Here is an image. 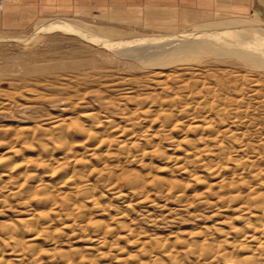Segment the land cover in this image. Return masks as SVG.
I'll return each instance as SVG.
<instances>
[{"label": "rangeland", "instance_id": "1", "mask_svg": "<svg viewBox=\"0 0 264 264\" xmlns=\"http://www.w3.org/2000/svg\"><path fill=\"white\" fill-rule=\"evenodd\" d=\"M260 11H264V0H0V167L9 165L31 174L34 171L49 184L58 182L61 175L58 171L69 169L76 174V187L69 184L61 190L55 188L52 193L58 197L56 201L60 202L56 206L60 208L68 200L64 198L68 193L69 198L78 202L68 220L59 215V207L55 206L51 218L53 232L32 240L23 226V220L31 217L28 207L20 203L24 193L10 182L6 188L0 186V252H7L9 246L5 239L18 229L24 236L23 264H89L90 261L92 264H208L201 258L208 248L216 250L218 245V250L227 243L247 245L250 241L246 243L245 234L260 236L258 225L264 222V217L258 208L260 197L255 196L264 193L263 75L241 60L220 55L215 50L185 53L178 55L180 58L163 57L161 64L149 67L79 33L54 30L39 33L28 44L18 41L31 37L43 22L54 20L72 23L75 20L79 29L88 31L90 27V32L95 29L94 32L106 36L111 32L117 34L118 40L130 36L173 35L205 22L246 20L261 24ZM157 48L165 49V46ZM208 88L217 91V98H211ZM220 96L230 114L236 110L235 105L241 104L231 114L233 118L228 112L223 115H217L214 109L207 112V105L213 102L215 106ZM131 97L139 100V105L136 101L127 104L125 99ZM142 97L148 103L142 102ZM166 98L176 99H171V103H177L168 106L167 114L173 115L171 122L180 126L178 131L169 130L168 116L160 109L152 115L142 113L144 107ZM184 100L191 105H188L190 119L184 115L186 102L180 103ZM230 102L234 107L229 106ZM131 110L133 120L126 116L124 121L123 116ZM90 113L97 114L99 122L89 121ZM201 117H209L220 125L215 131L210 130L208 123L199 122L203 120ZM80 123L93 127L94 132L108 141L100 145V138L97 141L84 135L79 131ZM116 123L135 131L125 149L113 142L116 139L111 129ZM197 125L203 127L202 132ZM227 130L236 132L233 138L230 133L226 134ZM62 131H65L63 138ZM151 136L150 144L147 139ZM202 137L207 139L201 142ZM57 143L66 150L60 145L57 147ZM98 145L100 148H95ZM93 147L98 155L89 152ZM222 148H227L226 156ZM210 153H217L215 159L210 158ZM209 159L222 167L218 166L221 171L211 176L203 162L208 163ZM46 162L52 163L50 168L45 166ZM185 168L190 172H183ZM195 174L202 176L201 179L197 180ZM224 178L233 185L219 188L218 181ZM90 195L99 197L97 208L87 201ZM32 198H28L32 208L40 207L36 197ZM40 220L36 218V222H43ZM95 220L103 223V240L99 244L95 240L98 231L91 224ZM6 223H11L7 224L12 226L11 230ZM254 243L248 245L256 246ZM165 250L172 254L168 255ZM61 251L64 254L71 251L68 259L77 261H67ZM239 255L231 251L229 257ZM5 258L17 259L9 255ZM218 259L217 263L209 264H231L222 257Z\"/></svg>", "mask_w": 264, "mask_h": 264}, {"label": "bare ground", "instance_id": "2", "mask_svg": "<svg viewBox=\"0 0 264 264\" xmlns=\"http://www.w3.org/2000/svg\"><path fill=\"white\" fill-rule=\"evenodd\" d=\"M259 15H260V17H262V19H263V21H262V23L261 24H255V23H252V22H250V21H246V20H226V21H223V22H218V23H209V22H205V23H203V24H201V25H197V26H195V27H193L192 29H190L189 31H184V32H181V33H176V34H173V35H166V36H130V37H127V35H126V37L128 38V39H118L117 40V38L118 37H116L117 36V34L115 35H112V33L110 32V34H108V36H106V34H103L102 32H99V31H95L94 32V30L93 31H91L90 32V27H88V31L85 29H79L78 27H80V26H78V22L77 23H74V21L75 20H73V23L71 22V21H67V20H60V21H53V22H43V24H41L40 26H38V27H36L37 29L35 30V32H33V34H32V36L31 37H28V38H20V39H18V41H23V42H25V43H29L30 41H33V39H37L38 38V36H39V33L41 34V33H49L50 31H54V30H59V31H62V32H73V33H79L80 35H82V36H84L85 37V39L86 38H89V40H91V41H93V42H96V43H99V44H101L102 46L104 45V46H107L108 47V49L110 48L111 50H114V51H116L117 52V54H119V55H124L123 57L124 58H128V59H131V60H134L135 62H138V63H140V64H142V65H146V66H149V67H152V66H156V65H159V64H161V62L162 61H164V58L163 57H167L168 56V58H169V56H171L172 58H173V56H178V55H182V54H185V53H190V52H193V53H199V52H203V50H215V51H217L220 55H223V56H227V57H232V58H237V59H239V60H241L243 63H245L246 64V66H249L250 68H253L254 70H256V71H258L261 75H263L264 76V11H260V13H259ZM42 22V21H41ZM84 25V24H83ZM79 29V30H78ZM80 30H81V32H80ZM108 31V30H107ZM84 32V33H83ZM87 32H90V33H87ZM118 36H122V35H118ZM81 37V36H80ZM33 38V39H32ZM84 39V40H85ZM8 40V39H7ZM165 46V49L163 50V49H158L157 47H164ZM142 49H144V50H142ZM140 50V51H139ZM134 52V53H133ZM136 52V53H135ZM115 53V52H114ZM186 54V55H187ZM179 57V56H178ZM200 57V56H199ZM120 58V57H119ZM175 58V57H174ZM180 58V57H179ZM253 70V71H254ZM229 72V71H228ZM190 73V72H189ZM196 73H199V71L198 72H196ZM196 73H194V74H196ZM202 74V73H201ZM226 74V73H225ZM224 74V75H225ZM230 74V73H229ZM213 75V74H212ZM167 76V75H166ZM210 76V75H209ZM214 76V75H213ZM240 76H243V75H240ZM249 76V75H248ZM235 77V76H234ZM244 77H245V74H244ZM201 78V77H200ZM225 78V77H224ZM227 78L229 79L230 78V76L228 77L227 76ZM236 78V77H235ZM231 79V78H230ZM229 79V80H230ZM261 79V78H260ZM186 81V80H185ZM237 81H238V79H237ZM240 81V80H239ZM250 81V80H249ZM252 81V80H251ZM264 81V80H263ZM229 82V81H228ZM235 82H236V80H235ZM231 83V82H230ZM237 83V82H236ZM261 83H263V82H260L259 84H261ZM158 84H159V82H158ZM186 84V83H185ZM184 84V85H185ZM226 83H224V85H225ZM242 84H244L243 82H242ZM222 85H223V83H222ZM222 85H221V87H222ZM227 85L228 84H226L225 86H226V88H227ZM255 85V84H254ZM167 86V85H166ZM187 87H188V85H186ZM224 86V87H225ZM234 86H236V85H234ZM165 87V86H164ZM209 87V86H208ZM242 87V86H241ZM228 88H229V85H228ZM245 88V87H244ZM207 89V88H206ZM211 88H208V90H209V94H211L213 97H211V98H214V96L216 97V95H217V93H215V92H217V91H214V90H210ZM225 89V88H224ZM242 89V88H241ZM201 91H203L202 89H201ZM204 92V91H203ZM227 92V91H226ZM243 92V91H242ZM258 92V91H257ZM99 93V92H98ZM184 93V92H183ZM200 93V92H199ZM236 93H238V92H236ZM259 93V92H258ZM201 94V93H200ZM218 94L219 95H221L219 92H218ZM223 94V93H222ZM175 95V94H174ZM218 95V96H219ZM223 96H224V94H223ZM49 97V96H48ZM134 97V96H133ZM133 97H131L132 99H130V98H127V100L125 99V101L127 102V104L128 103H130V102H133V101H136V104L138 103V105H139V100H136L135 98H133ZM187 97V96H186ZM217 98V97H216ZM219 98H221V96L219 97ZM218 98V101L216 102V101H214V102H216V104H215V106H214V104H212L213 102H210L209 103V105H207L208 106V110H207V112H210L211 113V110H215V112H216V114L217 115H223V114H225V113H227L228 112V114H230V109H228L229 107L226 105V103H223V101H222V98H221V101H219L220 99ZM224 98H226V96L224 97ZM223 98V100H225ZM138 99V98H137ZM171 99H173V100H176V99H174V98H170V100H167V98L166 99H164V100H160L159 102L158 101H153V102H155L156 103V105L155 104H150L148 107H144L143 108V111H142V113L143 114H145V115H152V113H156V112H159L158 110L160 109V111L162 112V114L164 113H166V115L165 116H168L167 117V119H168V121H169V125L171 126V129L169 128V130H176V131H178V128L180 127H177V125L176 124H173V121L171 122V120H174V119H171L172 118V116L173 115H171V113H170V115H171V117H170V115H168L167 114V112L169 111L167 108H168V106L170 105V104H173V103H171ZM215 99V98H214ZM226 99H228V98H226ZM231 99V101H232V98H230ZM229 99V100H230ZM241 99V98H240ZM142 102H146V103H148L147 102V98H143L142 97V100H141ZM187 101V100H186ZM185 100L183 101V102H181L180 101V103H184V102H186ZM226 101V100H225ZM189 102V101H188ZM188 102H186V103H184V108H185V113L184 112H182V113H184V115H186V117H188L189 119H190V117H189V111H188V105L189 106H191L190 105V102H189V104H188ZM233 102V101H232ZM141 103V102H140ZM143 103V104H144ZM177 103V102H176ZM175 102H174V104H176ZM229 103V102H228ZM231 103V102H230ZM240 103V102H239ZM102 104V103H101ZM126 104V103H125ZM173 104V105H174ZM233 103H231V105H229V106H233L234 107V104L232 105ZM153 105H154V109H153ZM167 106V107H166ZM235 106H237V108L239 107V109L241 108L240 106H241V104H240V106H238V105H235ZM141 107V106H140ZM139 107V108H140ZM166 107V108H165ZM171 107V106H170ZM174 107V106H173ZM183 107V106H182ZM126 108V107H125ZM194 108V107H193ZM196 108V107H195ZM237 108H235L236 110H238ZM132 109V108H131ZM183 109V108H182ZM191 109V108H190ZM206 109V108H205ZM245 109V108H244ZM244 109H242V110H244ZM253 109V108H252ZM105 110V109H104ZM133 110V109H132ZM132 110L130 111V113H128V114H125L124 116H123V119L125 118V120L124 121H127L126 120V118L127 117H129V119L130 120H133V119H131V117L133 116V115H131V113H133L132 112ZM140 110H141V108H140ZM168 110V111H167ZM176 110V109H175ZM213 110V111H214ZM233 110V109H232ZM236 110H234V111H236ZM241 110V111H242ZM251 110V109H250ZM133 111H135V110H133ZM136 111H137V109H136ZM135 111V112H136ZM192 111V110H191ZM234 111L231 113V114H233L234 113ZM249 111V110H248ZM247 111V112H248ZM99 112V111H98ZM193 113H194V111H192ZM206 112V113H207ZM239 112V111H238ZM238 112H236V113H238ZM244 112H245V110H244ZM192 113V114H193ZM213 113V112H212ZM240 113V112H239ZM173 114V113H172ZM230 114V115H231ZM235 114V113H234ZM106 115V114H105ZM129 115V116H128ZM183 115V116H184ZM205 116H207L206 114H204ZM209 115V114H208ZM210 115H212V114H210ZM229 115V116H230ZM238 115V114H237ZM240 115V114H239ZM127 116V117H126ZM131 116V117H130ZM159 116V115H158ZM177 116V115H176ZM191 116V115H190ZM102 116H100V118H101ZM185 117V116H184ZM185 117V118H186ZM194 117H196V116H194ZM199 117V116H198ZM197 117V118H198ZM230 117H234V115H231ZM98 117H97V114H95V113H93V114H88V120L89 121H91V122H93V121H97V122H99L98 120H100V119H97ZM166 118V117H165ZM191 118H192V116H191ZM197 118H194L193 120H195L196 121V119ZM203 120L201 121H199V122H203L202 124L204 125V123L206 124V123H208L209 124V126H207V127H209L208 129H210V130H214L215 131V129H217V126L218 125H220V123L218 124V123H216L215 121H213V119L211 120L210 118H211V116H210V118L209 117H201ZM231 118V119H232ZM122 119V120H123ZM183 119V118H182ZM187 119V118H186ZM230 119V120H231ZM243 119V118H242ZM250 119V118H249ZM73 120V119H72ZM237 120V119H236ZM176 121V120H175ZM178 121V120H177ZM176 121V122H177ZM179 121H180V119H179ZM234 121V120H233ZM232 121V122H233ZM58 122V121H57ZM74 122V121H73ZM197 122V121H196ZM218 122V121H217ZM220 122V121H219ZM235 122V121H234ZM79 123V122H78ZM175 123V122H174ZM230 123V122H229ZM134 124V123H133ZM76 126L78 125V124H75ZM131 125V124H130ZM75 126V127H76ZM79 126H80V130L79 131H81V133H83L84 135H88L89 137H91V138H96L95 140H97V138H100L99 139V141H101V144L100 145H102V144H105V142L106 141H108L106 138H101V136L100 135H98L97 134V132H94L93 131V127L92 128H90V126H88V125H86V124H79ZM127 126V125H126ZM57 127V126H56ZM58 127H59V125H58ZM57 127V128H58ZM132 127V126H131ZM142 127V126H141ZM192 127V126H191ZM197 129L199 128V130L201 129V132L203 131V127H201V125H197V126H195ZM23 128V127H22ZM66 128V127H65ZM77 128H79V127H77ZM100 128V127H99ZM189 128V127H188ZM11 129V128H10ZM56 129V128H55ZM228 129V128H227ZM8 130V129H7ZM50 130H52V128L50 129ZM59 130V129H58ZM58 130H55L56 132L58 131ZM63 130V129H62ZM65 130V129H64ZM104 131H106V129H103ZM109 130V129H108ZM112 131L111 132H113V136L115 137V141H113V142H116V143H118L119 145H120V147H124V149L125 148H127L128 147V140H129V137L130 136H132L133 137V134H135V131H134V129H131L130 127L128 128V127H123L122 125L120 126V125H118L117 123H116V125H114L113 127H112V129H111ZM144 130V129H143ZM191 130H193V128L191 129ZM199 130H197V131H199ZM207 130V129H206ZM67 131V130H66ZM102 131V130H101ZM148 131V130H147ZM180 131H181V129H180ZM218 131H219V129H218ZM223 131V130H222ZM221 130H220V132H222ZM225 131H226V129H225ZM229 130H227V132H226V134L228 133H230V132H228ZM65 131H62L61 132V134H60V137H62V135H63V133H64ZM103 132V131H102ZM144 132V131H143ZM167 132V131H166ZM211 132V131H210ZM213 132V131H212ZM52 133V132H51ZM60 133V132H59ZM58 133V134H59ZM101 133V132H100ZM99 133V134H100ZM141 133H142V131H141ZM216 133H218L217 131H216ZM224 133V132H223ZM232 133V134H231ZM230 133V135H231V138H233V134L235 135V133L234 132H231ZM150 133H148V135H149ZM155 134V133H154ZM167 134V133H166ZM205 134V133H204ZM225 134V133H224ZM227 134V135H228ZM55 135V134H54ZM57 135V134H56ZM143 135H145L144 133H143ZM164 135V134H163ZM201 135V134H200ZM203 135V134H202ZM211 135V134H210ZM213 135V134H212ZM230 135H229V138H230ZM50 136V135H49ZM64 136H65V134H64ZM105 136H107V135H105ZM108 136H110V135H108ZM145 136H147V134L145 135ZM154 136V135H153ZM155 136H156V134H155ZM52 137H54V136H52ZM103 137V136H102ZM126 138V137H128V138H126V139H120V138ZM201 137V136H200ZM208 137V136H207ZM211 137V136H210ZM210 137H209V139H210ZM219 137V136H218ZM56 138L58 139V137L56 136ZM55 138V139H56ZM63 138V137H62ZM91 138H89V139H91ZM145 138V137H144ZM154 138V137H153ZM165 138V137H164ZM212 138V137H211ZM215 137H213V139H214ZM235 139L236 138H238L237 136L236 137H234ZM18 139V138H17ZM51 139V138H50ZM55 139H54V141H55ZM104 139H106V140H104ZM141 139V138H140ZM145 139H147V138H145ZM162 139V138H161ZM200 140H201V142H203V141H205L206 139L205 138H199ZM205 139V140H204ZM213 139H211V141H216V140H213ZM148 141V143H150V141L152 140V136H151V138H149V139H147ZM153 140H155V139H153ZM239 140V139H238ZM98 141V140H97ZM110 141H111V139H110ZM109 141V142H110ZM159 141H160V139H159ZM208 141V140H207ZM219 141V140H218ZM2 142V141H1ZM55 142H57V140L55 141ZM63 142V144H64V142L65 141H62ZM61 142V143H62ZM112 141L110 142V143H113ZM146 142V143H147ZM66 143V142H65ZM79 143V142H78ZM99 143V142H98ZM109 143V145H111ZM221 143V142H220ZM94 144V143H93ZM92 144V145H93ZM151 144V143H150ZM193 144V143H192ZM248 144V143H247ZM60 145V144H59ZM58 145V143H57V147L59 146ZM73 145V144H72ZM90 145V144H89ZM100 145H98V147H95V148H100L99 146ZM133 145H136V142L135 143H133ZM251 145V144H250ZM71 146V145H70ZM74 146V145H73ZM155 146H156V144H155ZM243 146V145H242ZM44 147V146H43ZM59 147H64V146H59ZM87 147V146H86ZM90 147V146H89ZM194 147V146H193ZM241 147V146H240ZM46 148V147H45ZM65 148V150H66V147H64ZM118 148V147H117ZM195 148V147H194ZM197 148V147H196ZM207 148V147H206ZM205 148V149H206ZM208 148H210V146L208 147ZM207 148V149H208ZM216 148H217V145H216ZM57 149V148H56ZM67 149H68V146H67ZM70 149V148H69ZM71 149H72V147H71ZM70 149V150H71ZM106 149V148H105ZM198 149V148H197ZM227 149V148H226ZM226 149H223L222 148V150H225V152L223 151V153H225V156L228 154V152H227V150ZM230 149V148H229ZM59 150H60V148H59ZM69 150V151H70ZM90 150V151H89ZM89 152H92V151H94L95 152V149H94V147H93V150L91 149V148H89ZM176 150V149H175ZM242 150H243V148H242ZM247 150V149H246ZM68 151V150H67ZM66 151V152H67ZM68 151V152H69ZM65 152V151H64ZM206 152H207V150H206ZM255 152V151H254ZM74 153V152H73ZM72 153V154H73ZM96 153V152H95ZM94 153V154H95ZM192 153V152H191ZM205 153V152H204ZM219 153H221V152H219ZM75 154V153H74ZM89 154V153H88ZM97 154V153H96ZM95 154V155H96ZM116 154V153H115ZM144 154V153H143ZM193 154V153H192ZM216 155H217V153H215ZM215 154H213V153H210V158H214L215 157ZM67 155V154H66ZM69 155V154H68ZM71 155V154H70ZM91 155H92V153H91ZM98 155V154H97ZM130 155V154H129ZM187 155V154H186ZM194 155V154H193ZM207 155V154H206ZM208 155H209V153H208ZM261 155H263V154H261ZM188 156V155H187ZM196 156V155H195ZM218 156H219V154H218ZM70 157V156H69ZM186 157V156H185ZM184 157V158H185ZM191 157V156H190ZM198 157V156H197ZM203 157V156H202ZM217 157V156H216ZM221 156H219V158H220ZM51 158V157H50ZM114 158V157H113ZM133 158V157H132ZM131 158V159H132ZM196 158V157H195ZM237 158H239V157H237ZM54 159V158H53ZM134 159V158H133ZM177 160H178V158H176ZM189 159V158H188ZM206 159V158H205ZM215 159V158H214ZM213 159V160H214ZM252 159V158H251ZM34 160V159H33ZM35 160H37V159H35ZM65 160H66V158H65ZM182 160V159H181ZM213 160H211V159H209V162L208 163H206L205 161H203L206 165H204L206 168H207V170L209 171V175L211 174V175H215V174H217L218 172H219V170L221 171V169L220 168H222L220 165H218L215 161V163L213 162ZM51 161V160H50ZM64 161V160H63ZM131 161V160H130ZM190 161V160H189ZM217 161V160H216ZM237 161L238 160H236L235 162L237 163ZM252 161V160H251ZM34 162H37V161H34ZM61 162V164H62V161H60ZM66 162H67V160H66ZM66 162H63V163H66ZM111 162V161H110ZM165 162V161H164ZM179 162V161H178ZM183 162H186V160L185 161H183ZM219 162V161H218ZM58 163V162H57ZM192 163V162H191ZM203 163V164H204ZM233 163V162H232ZM40 164V163H39ZM189 164V163H188ZM200 164V163H199ZM18 165H20V164H18ZM24 165V164H23ZM36 165H38V164H36ZM52 165V163H50V164H47V162L45 163V166L46 167H49L50 168V166ZM107 165V164H106ZM237 165H238V163H237ZM239 165H240V163H239ZM9 165H7V166H2L1 165V167H3L2 169H1V171H0V186L2 187V188H6L7 187V185H6V183L7 182H10V183H12V187H17L18 188V190L17 191H19V189H20V191L21 192H23L24 193V198H20V203H21V205H23L24 207H28V211H30L31 212V214H30V216L31 217H28L27 219H25V220H23V223H24V225L23 224H21V225H23L24 227H25V233L26 234H28V236H31L32 237V240L34 239V238H37V237H39V236H41V235H45V236H50V234L49 233H52L53 232V221L51 222V218H53L52 217V210L53 209H55V206H56V204H57V202H60V201H56V199L58 198H55V196L56 195H54V193H52L54 190H55V188H59L60 190L61 189H63V187H65V186H67V185H71V187H74L75 186V179H77L76 178V174H74V172L72 171V172H70L69 171V169L68 170H63V171H58V172H61V175H60V178H59V180H58V182L56 181V184H49L50 182H48V183H45V182H43V180L41 179V177L40 176H38V174H36L34 171H33V174H31V173H27V171H26V169H25V171H23L21 168H19V169H15L14 167H8ZM39 166V165H38ZM44 166V165H43ZM110 166V165H109ZM152 166V165H151ZM176 166V165H175ZM190 166V165H189ZM218 166H220V168L218 167ZM235 166V165H234ZM0 167V168H1ZM53 167V166H52ZM51 167V168H52ZM158 167V166H157ZM177 167V166H176ZM194 167V166H193ZM260 167V166H259ZM190 168V167H189ZM199 168H201V167H199ZM28 169V168H27ZM53 169H55L54 167H53ZM52 169V170H53ZM108 169H109V167H108ZM116 169V168H115ZM37 170V169H36ZM110 170V169H109ZM206 170V171H207ZM230 170V169H229ZM205 171V172H206ZM252 171V170H251ZM30 172V171H29ZM183 172H190L189 171V169L187 170L186 168L185 169H183ZM52 173V172H51ZM54 173V172H53ZM253 173V172H252ZM259 174V173H258ZM59 175V174H58ZM207 175V174H206ZM210 175V176H211ZM256 176V175H255ZM4 177H7L8 179H4ZM136 177V176H135ZM201 177L202 176H200V175H198V174H195V178L197 179V180H200L201 179ZM215 178V177H214ZM234 178V177H233ZM256 178V177H255ZM122 179V178H121ZM154 179V178H153ZM9 180V181H8ZM12 180H14V182H17L18 180H19V182H17V183H19L18 185H16L17 183H14L13 184V182H11ZM16 180V181H15ZM205 180V179H204ZM83 181V180H82ZM207 181V180H206ZM219 183H218V185H219V188H225L224 186L226 185V187L231 183L232 185H233V183L232 182H229L228 183V181H227V179L225 180V178L224 179H222L221 181H218ZM5 183V184H4ZM261 184V183H260ZM6 185V186H5ZM14 185V186H13ZM69 185V186H70ZM80 185V184H79ZM217 185V184H216ZM235 185V184H234ZM9 186V185H8ZM78 186V185H77ZM84 186V185H83ZM1 187H0V189H1ZM76 187V186H75ZM118 187V186H117ZM131 187V186H130ZM70 188V187H69ZM230 188H231V186H230ZM58 189V190H59ZM84 189V188H83ZM90 189V187L89 188H86V189H84V190H89ZM59 190V191H60ZM66 190V189H65ZM83 190V191H84ZM220 190V189H219ZM55 192V191H54ZM74 192V191H73ZM178 192V191H177ZM18 193V192H17ZM21 193L19 192V194L18 195H20ZM32 194V196H30ZM62 194V193H61ZM260 194V193H259ZM259 194H257L256 193V195H259ZM23 195V194H22ZM67 195V194H66ZM68 195H69V193H68ZM65 196L64 198H66V199H68V200H66V201H64V202H62L61 204V208L57 205L56 207H59L58 208V212H59V215L61 216V215H63V217H66L67 218V220H68V218H70L73 214L71 213V211H74V209H76V207H77V204H78V202L76 201V200H73V198H71V196H70V198H69V196ZM211 195V194H210ZM239 195V194H238ZM252 195V194H251ZM21 196V195H20ZM85 196V195H84ZM22 197V196H21ZM31 197V199H33L32 197H36L35 199H37V201L39 202H37L38 204H39V206L40 207H36V208H32V204H31V202L32 201H30L31 199H28V198H30ZM129 197V196H128ZM183 197V196H182ZM254 197V196H253ZM256 198L257 197H260L259 199V206H258V208H260V210L262 211V216L264 217V193L262 192V194H261V196H255ZM254 197V198H255ZM97 198H99V197H95L94 195H90L89 197H88V200L87 201H89L90 203H92V206H96V208L99 206V199H97ZM62 199V198H61ZM70 199V200H69ZM75 199V198H74ZM77 199V198H76ZM258 199V198H257ZM63 200V199H62ZM73 200V201H72ZM79 200V199H78ZM34 201V200H33ZM76 201V202H75ZM5 202V201H4ZM102 202V201H101ZM6 203V202H5ZM87 203V202H86ZM85 203V204H86ZM60 204V203H59ZM89 204V203H88ZM84 205V204H83ZM79 206V205H78ZM249 206V205H248ZM251 206V205H250ZM241 208V207H240ZM85 209V208H84ZM80 210V209H79ZM100 210V209H99ZM78 212V211H77ZM82 212H85V211H83L82 210ZM76 214V213H75ZM80 214H82V213H80ZM57 215V214H56ZM58 216V215H57ZM84 214H83V219H84ZM36 218L39 220V219H41L43 222H36ZM76 218V217H75ZM74 218V219H75ZM78 218V217H77ZM252 218V217H251ZM60 219V218H59ZM58 219V220H59ZM65 219V218H64ZM71 219V218H70ZM73 219V220H74ZM83 219H81V220H79L80 221V223H82L84 220ZM40 220V221H41ZM54 220V219H53ZM89 220V219H88ZM64 221V220H63ZM75 221V220H74ZM131 221V220H130ZM57 222V221H56ZM92 222V221H91ZM66 223V222H65ZM64 223V224H65ZM74 223H76V222H74ZM80 223H78L79 225H80ZM258 223V222H257ZM9 224H11V223H6V226H8ZM13 224V223H12ZM91 224H93V226H94V228L96 227V229L95 230H97L98 231V233H97V231L95 232V233H97L96 234V236H95V240L98 242V244L100 243V242H102L101 240H103L102 238L103 237H101V235L103 234V232H102V226H103V223L100 221V220H95V221H93V223H91ZM90 224V225H91ZM15 225V224H14ZM79 225H77V226H79ZM83 224H81V226H82ZM123 225V224H122ZM16 226V225H15ZM14 226V227H15ZM22 226V227H23ZM67 226V225H66ZM71 226V225H70ZM80 226V227H81ZM92 226V227H93ZM129 226V225H128ZM255 226V225H254ZM258 226H260L259 227V232H260V236H257L258 235V233H257V235L256 234H245L244 235V237H245V239L246 240H248L246 243H248L249 241V243H253V242H255L254 244H256V246H252L251 247V245H242V244H234V243H227V245L224 247H219L220 249H218L217 250V248H218V245H217V247H216V250H215V248H208L207 250H206V247H208V246H206L205 247V252H204V257H201V258H203V260L205 261V262H208V264L209 263H217L220 259H218L219 257L221 258H223L224 260H226V262H228V263H231V264H233V263H235V264H264V222L262 223V224H260V225H258ZM5 227V226H4ZM10 229L9 230H11L12 229V226H8ZM7 227V228H8ZM14 227H13V229H14ZM233 227V226H232ZM6 228V227H5ZM5 228H4V230H5ZM7 228H6V230H7ZM16 228V227H15ZM18 228V227H17ZM231 228V227H230ZM255 228H258V227H256L255 226ZM24 230V229H23ZM105 230V229H104ZM244 230V229H243ZM52 231V232H51ZM248 231V230H247ZM258 231V230H257ZM11 232H13V233H10L9 235V237L8 238H4L5 239V242L7 243V245L6 246H9V248H7V252H6V250H5V252H3V250H2V252H0V264H23L24 263V259H22V257L24 256L25 257V253L23 254L22 252H23V250H24V241H23V239H24V236H23V231L21 232V231H19L18 229H14L13 231H11ZM107 232H109V231H107ZM132 232V231H131ZM208 233V232H207ZM249 233V232H248ZM6 234V233H5ZM147 235V234H146ZM156 235V234H155ZM231 235V234H230ZM133 236V235H132ZM153 236V235H152ZM42 237V236H41ZM162 237V236H161ZM212 237V236H211ZM42 238H44V236L42 237ZM41 238V239H42ZM47 239H48V237H46ZM46 238L44 239V240H46ZM153 238H155V237H153ZM158 237H156V239H157ZM149 240V239H148ZM153 240V239H152ZM164 240V239H163ZM160 241H161V239H160ZM4 242V243H5ZM28 242V241H27ZM226 242V241H225ZM93 243V242H92ZM146 243V242H145ZM151 245H152V243L151 242H149ZM168 243V242H167ZM207 243V242H206ZM211 243V242H210ZM221 243V242H220ZM224 243V242H223ZM243 243H244V241H243ZM24 244V245H23ZM161 244H162V241H161ZM164 244V243H163ZM226 244V243H225ZM146 245V244H145ZM156 245H157V243H156ZM155 245V246H156ZM29 246V245H28ZM97 246H99V245H97ZM148 246H149V244H148ZM153 246V245H152ZM165 246V245H164ZM164 246H162V247H164ZM167 246V245H166ZM165 246V247H166ZM205 246V245H204ZM211 246H212V243H211ZM221 246V245H220ZM30 247V246H29ZM142 247H144V246H142ZM192 247V246H191ZM213 247V246H212ZM88 248V247H87ZM93 248H95V247H93ZM145 248V247H144ZM143 248V249H144ZM156 248V247H155ZM167 248V247H166ZM229 248H231V250H229ZM31 249V248H30ZM86 249V248H85ZM202 249V248H201ZM25 250H27V249H25ZM73 250V249H72ZM88 250H89V248H88ZM91 250V249H90ZM193 250V249H192ZM63 251V250H62ZM61 251V252H62ZM67 251V250H66ZM83 251V250H82ZM162 251V250H161ZM202 251H204L203 249H202ZM231 251H232V253L233 254H240L238 257H236V258H233V257H229V255H230V253H231ZM25 252V251H24ZM59 252V251H58ZM71 252V251H70ZM69 252V253H70ZM78 252H80V251H78ZM94 252V251H93ZM142 252H143V250H142ZM148 252V251H147ZM164 252H168L167 250H165ZM201 252V251H200ZM199 252V253H200ZM230 252V253H229ZM31 253V252H30ZM69 253H67V254H64L63 252H62V254H64V255H66V257H67V255H69ZM82 253V252H81ZM169 253V252H168ZM170 253H171V251H170ZM170 253L168 254V255H170ZM197 253V252H196ZM21 254L23 255L22 257H21ZM72 254V253H71ZM70 254V255H71ZM84 254V253H83ZM83 254H82V257H84L83 256ZM150 254V253H149ZM166 254V253H165ZM172 254V253H171ZM6 255L8 256H15L17 259H15V260H13V261H10L8 258L6 259L5 257H6ZM34 255V254H33ZM54 255V254H53ZM59 255H61V253H59ZM64 255H63V257H64ZM74 256H75V254H73ZM198 255V254H197ZM80 256V255H79ZM179 256V255H178ZM200 256H201V254H200ZM23 257V258H24ZM30 257V256H29ZM81 257V256H80ZM167 257H169V256H167ZM11 258V257H10ZM32 258H34V257H32ZM60 258H62V255H61V257ZM68 258H70V256L69 257H67L66 259H67V261H73V260H76V259H72V260H70V259H68ZM71 258H73V257H71ZM200 258V257H199ZM63 259H65V258H63ZM77 261V260H76ZM82 261H83V258H82ZM86 261H87V259H86ZM149 261V260H148ZM159 261V260H158ZM157 261V262H158ZM13 262V263H12ZM91 262H93V261H90V263L89 264H92ZM147 262V261H146ZM94 263V262H93ZM96 263V262H95ZM161 263V262H160ZM163 263V262H162ZM159 264V263H158ZM179 264V263H178Z\"/></svg>", "mask_w": 264, "mask_h": 264}]
</instances>
